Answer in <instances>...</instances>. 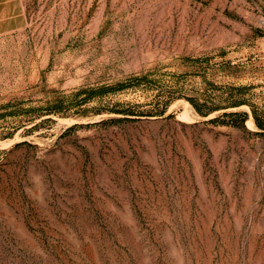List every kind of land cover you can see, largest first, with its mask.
I'll return each mask as SVG.
<instances>
[{"label": "rangeland", "instance_id": "1", "mask_svg": "<svg viewBox=\"0 0 264 264\" xmlns=\"http://www.w3.org/2000/svg\"><path fill=\"white\" fill-rule=\"evenodd\" d=\"M252 110L264 0H0V264H264Z\"/></svg>", "mask_w": 264, "mask_h": 264}, {"label": "trees", "instance_id": "2", "mask_svg": "<svg viewBox=\"0 0 264 264\" xmlns=\"http://www.w3.org/2000/svg\"><path fill=\"white\" fill-rule=\"evenodd\" d=\"M188 101L191 103V105L193 106V108L196 110L197 113H199L200 115L206 116L208 113L201 111L198 107V105L196 103H194V101L190 98L188 99ZM238 103L237 105L242 104ZM252 112V119L253 122L255 124V126L261 131V134L264 135V119H259L255 113V111H251ZM224 115L230 116V117H241V120L239 121V123H243L244 119L246 118L247 114L246 113H237V112H231V113H225ZM218 120V118L213 119V121ZM234 123V122H232ZM236 124V121H235ZM238 124V123H237Z\"/></svg>", "mask_w": 264, "mask_h": 264}]
</instances>
